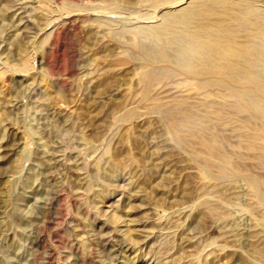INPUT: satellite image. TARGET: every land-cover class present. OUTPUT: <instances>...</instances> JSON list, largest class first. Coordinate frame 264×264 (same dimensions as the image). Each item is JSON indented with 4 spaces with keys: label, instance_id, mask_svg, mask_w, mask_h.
Returning <instances> with one entry per match:
<instances>
[{
    "label": "rangeland",
    "instance_id": "rangeland-1",
    "mask_svg": "<svg viewBox=\"0 0 264 264\" xmlns=\"http://www.w3.org/2000/svg\"><path fill=\"white\" fill-rule=\"evenodd\" d=\"M152 14L149 0H0V264H264L244 181L264 179L256 121L202 109L176 79L138 82L158 60L127 28L158 27Z\"/></svg>",
    "mask_w": 264,
    "mask_h": 264
},
{
    "label": "bare ground",
    "instance_id": "bare-ground-1",
    "mask_svg": "<svg viewBox=\"0 0 264 264\" xmlns=\"http://www.w3.org/2000/svg\"><path fill=\"white\" fill-rule=\"evenodd\" d=\"M149 2L153 17L147 21L156 20L159 26L146 29L132 24L127 28L135 35V46L158 60L155 65L142 66L138 82L148 85L176 79L172 84L190 87L191 96L203 102L202 109L216 115L232 111L255 120L264 141V0ZM75 17L69 12L51 18L47 31L53 34L56 26L66 27ZM104 22L110 25L111 20L106 17ZM203 141L208 146L216 144L214 139ZM223 163L228 164L227 158L223 157ZM208 168L205 165L201 171L205 181L211 178ZM244 181L264 208L259 192L264 179L258 182L246 173ZM120 232L134 237L141 233L130 217L122 222ZM9 260L16 264L15 257Z\"/></svg>",
    "mask_w": 264,
    "mask_h": 264
}]
</instances>
